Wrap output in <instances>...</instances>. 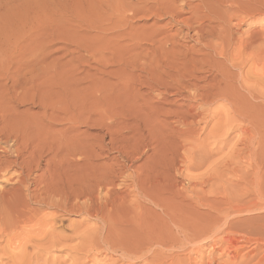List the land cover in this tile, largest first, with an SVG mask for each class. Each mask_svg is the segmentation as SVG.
<instances>
[{
    "label": "bare ground",
    "instance_id": "obj_1",
    "mask_svg": "<svg viewBox=\"0 0 264 264\" xmlns=\"http://www.w3.org/2000/svg\"><path fill=\"white\" fill-rule=\"evenodd\" d=\"M216 1L143 0V7L138 2L140 8L131 3L135 9L127 6L130 2L126 1L127 5L117 6L116 15H113L115 20L113 18L114 22L111 21L114 30L118 31L115 37L103 36L106 38L103 41L75 43L86 50L87 59L84 62L88 63L94 58L93 61L99 66L107 69L112 67L109 71L104 70L113 76L115 82L94 83L88 101L81 97L82 105H64L66 98L64 104H60V100L57 102L45 95L46 90L40 91L39 104L43 107L46 122L59 119L78 124L85 119L107 130L103 135L93 136L91 142L84 141L85 138L80 135L78 138L77 129V133L70 136L66 134L69 132L67 128L63 132L65 134L55 136L45 131V122L18 123L10 115L9 106L10 101L18 98V94L14 91L13 96L6 97L0 86V142H10L8 151L11 152L3 151L4 154L0 155V179L11 181L12 184L0 190V264H67L69 259L71 263L68 264H87L89 261L90 264H264V215H258L264 212V164L259 156L264 152V106L260 109L256 104L259 101L256 100L255 91L248 89L251 85L245 83L244 86L240 81L243 73L241 65L243 62L246 65L245 57L238 62L236 59L240 56L235 57L236 50L233 53L235 60L233 54L230 55V49L236 46L233 41L235 28L230 21L241 15L242 21L233 24L239 28L243 16L246 17L243 15L244 7H239L236 1L235 4L230 1L221 8ZM218 1L225 3L229 0ZM140 11L143 15L146 14L144 11L153 12L156 16L167 14L168 21L178 23L186 30L184 34L195 37L198 44L201 40L203 43L198 45L199 49L190 46L183 52L175 49L178 42L167 38L168 32L163 34L167 38L163 40L162 36L158 38L157 29L150 33H144L142 29V33L133 32L140 28L128 30V26H133L131 18ZM249 13L251 15L252 11L249 10ZM182 34L179 32L183 37ZM249 36L252 37V34ZM27 39L30 48L26 53L31 58L28 63L39 55H46L44 48L47 45L38 46L37 36ZM257 39H260L259 36ZM42 40L44 43L47 41ZM146 42L150 43V49H147L150 51H144L145 54L141 50L137 51ZM243 42L237 44L240 51H243ZM169 43L172 44L171 48L168 47ZM259 44L256 46L260 47V51ZM181 45L179 47L183 49ZM252 51H258V48ZM229 55L233 62L228 58ZM143 56H153L147 63L148 69L144 67L146 59ZM1 63L12 88L17 90V73L27 62L21 65L20 58L10 57ZM262 66L256 67L262 70ZM203 68L208 75H199ZM260 72L253 78V72L250 71V78L261 82L262 86L264 70ZM250 73H247L248 78ZM61 80L58 79L59 82ZM243 86L248 87L247 95L243 92ZM109 88L113 91L109 92ZM155 90H161V93L152 96L151 92ZM170 91L174 97L170 103L168 101L170 107H162L163 103L160 107L161 98L158 96L161 94L164 97ZM259 94L263 95V92ZM178 97H183L184 102L177 103ZM261 102L264 104V101ZM218 103L222 106L219 107ZM214 105H218V108L212 110L216 107ZM85 112L87 116H84ZM125 115L136 121L130 127L136 125L137 131L130 136L119 133V130L128 129L125 122L119 120L113 125L109 124L111 119ZM167 118L171 120H165ZM214 118L215 122L209 126ZM208 126L206 135L201 138V131L204 132ZM69 128L72 130L75 126L70 125ZM234 131L239 132L232 142L237 151L235 156L229 155L239 160H243L245 155L249 170L239 173L231 164L232 161L227 162V165L222 162V166L225 164V168L236 175L234 181L239 193L231 194L228 190L214 187L213 175H191L194 173L192 170L215 162V157L222 150L228 152L224 148L231 143L229 137ZM105 135L110 137L106 143ZM209 139H213L212 143ZM109 150H113L115 155L108 158L109 161H101L103 155L108 157ZM147 151L151 153L145 161L151 164L143 162L135 167L133 163ZM12 168L15 169L10 173ZM125 169L131 172L125 175ZM189 172L192 174L189 175ZM45 210L54 211L43 214ZM75 214L83 216V219L76 221V224L69 223L70 220L65 226L59 223L60 215ZM85 219H93L95 225L83 227ZM242 224L243 236H237L242 229L239 225ZM251 226H256L260 237L247 235L246 230ZM74 240H77L76 244L68 245ZM247 243H253L252 249L241 254ZM61 248L68 251L62 258L54 255L53 251H63ZM88 254H91L90 259H87ZM99 254L105 258L109 255L108 260L97 262Z\"/></svg>",
    "mask_w": 264,
    "mask_h": 264
},
{
    "label": "rangeland",
    "instance_id": "obj_2",
    "mask_svg": "<svg viewBox=\"0 0 264 264\" xmlns=\"http://www.w3.org/2000/svg\"><path fill=\"white\" fill-rule=\"evenodd\" d=\"M124 1L125 0H0V59L2 60V61L1 60L0 61L1 62L7 61V58L10 59V57H11V58H17V59L20 58L21 59V65L24 64L25 62H27L20 67V70H19L20 72L17 73L18 74L17 90H14L15 88H12L11 82L9 81V76H8L7 72H6V74H4L5 70H3V66H2L3 64L0 62L1 63V66H0V77H1L0 78V84H1L0 86H1V89L4 91L6 97H9V95L13 96L15 94V92L18 94V98L15 101L13 100V101L9 102L10 115L13 116L12 118H15L14 120H16L18 123L22 122L23 124L26 122L27 123H29V122L34 123L35 121L36 122L41 121V123H39V124H44V122H45L44 126L47 129V130L45 129V131L46 132L48 131V132H50L51 135H55V136H59L61 133L65 134L63 132L66 131V128H67V131L70 132V133L67 132L66 134H68V136H70L71 134L72 135L76 134L77 131H75V130L77 129L78 130V133H77L78 138H80V136H82L83 138H85L83 140L84 141L86 140L87 142L93 141V136L100 135V134L103 135L104 133L107 132L106 129H102L101 126L97 125L98 123H95V124L90 123V122L88 123L87 120L85 121V119H83V122L80 121L78 124L77 123H74V124L70 123L68 120H59V119H57L55 121H51V122H48V121L46 122L44 120L43 113H42L43 107L41 106V104H39V100H41V98H40L41 96L39 95V93H40V91L42 93V90H44V91L46 90L45 95H49V97L51 96L50 97L51 100H57V102L61 101L60 104H64L63 101L66 98L64 105L68 104L70 106L72 104V106H74L78 103L82 105V103H81V102H83L82 98H83V100L88 101V99L90 98V95H88V94L93 93L92 88L95 85L94 83H96V84L98 83V85H99L100 83L102 84V81L104 83H105V81L106 82H115V79L113 78V76L106 72V71H109L112 67H109L108 69L101 67V66H99V64H97L96 61H93V60H95L94 58H91V60L88 63L84 62L87 59V55L85 52L86 50L83 46H79L78 44H75V43L82 42V44L83 43L87 44L91 41H96V42H98L99 40L103 41L104 39H106V38H102L103 36L107 37V38H110V37L113 38V36L115 37L117 35L118 31H117V29L114 30L115 27L111 24H113L112 22H114L113 18L115 20V16H113V15H116L115 11H117V9H118L117 6H119V7L121 5L124 6L130 2L127 6H132V8H134L136 5H138V2H140V3L143 2V0H139V1L136 0V2H137V4H136L134 0H130V1L126 0L127 3H126V1L125 2ZM131 1H133L134 3ZM211 1L212 2L214 1V3H215V0H211ZM217 1H216V4H217V6L219 5V7H221V6L223 7V5L230 3V1H232V2L234 1L233 4H235V1H236V4L239 7H242V6L244 7V9H243L244 11L242 9L241 10L245 13V14L243 13V15H245L246 17H244L242 15L243 16V22H241L242 25L239 26L240 29L237 28L235 25L239 22V20H241V15L237 16V18L236 17L232 18L233 20L231 19V21H230L232 27L235 28V29L233 28L234 29L233 41L235 43L234 45H236L235 49L234 48L230 49V55H232L233 53L235 54V50H236V54H235L236 56L233 54L232 58H234V60H235V57L237 58V55L240 56L236 59V61H238V62L240 61L239 59H243V56L245 57L244 60H246V65H244V62L241 65L242 69H243V73L241 71L242 74L240 75V77H241L240 81L242 82V84L244 86H246L245 83L248 86L249 85H251V86H250V88L243 86V92L247 95L248 89H249V91L252 90V92L255 91L256 94H254V95L257 96L256 100L259 102L256 103V101H254V100L253 101L259 105L260 109H262V107L264 106V104H262V102H261V101H264V86H263L264 84L262 82L263 85L261 86V82H259L260 83L259 84L256 82V79L254 80L253 78H255L254 77L255 74H256L255 76L259 75V74H257L259 71H261L260 72V74H261L264 70V69L258 70V67L260 65L262 66L263 65L262 63L264 62V60H263L264 59V49L262 48V46L264 47V40H263V38H264V10H261V8L262 9L264 8V0H238L240 2L241 6L239 5V2L237 0H229L225 3L223 2L224 4L220 3V1H218V2ZM131 3L133 5L135 4V6L133 7V5ZM119 4H121V5H119ZM216 4H214V5L216 6ZM139 5L141 7L144 6L143 3H141ZM139 5L137 7L140 8ZM259 6L261 7L260 8L261 11L259 10ZM255 9H258L259 11L258 10L254 11ZM249 10H250V12L252 11V13H251L252 16L248 15V14H250ZM144 12H146V14L144 13V15H143V13L140 11L137 13V15H134L132 17L133 19L131 18V20L133 22V23L132 22L131 23L133 26L132 27L128 26V30L133 31L135 28H140V29H138L139 31L136 29L137 31L134 30L133 32H140L142 29V31H144V33H148V32L150 33V32H153L152 30L157 29L158 32H156V33L158 34V38H160L161 36H162L163 40L167 39V38H171L172 41L179 43V44L177 43L178 47H177V44L174 43L176 45L175 49L176 50H182L183 52H185V49L187 51V47L189 48L190 46H195L197 49H199L198 47H200V46H198V45L203 43V40H201L200 41L201 43L198 44V40L197 41L194 40L195 37L191 38V36L184 34V32L186 30H184L183 27H182L183 28L182 29L178 23L173 24L171 20L168 21L169 16H167V14H164L162 16H159V15L156 16V14H153V12H148V11H144ZM127 13H129V12H127ZM150 13H152V14H150ZM253 13L254 14L256 13V14L254 15ZM247 15H248V17H247ZM181 17H183V16H181ZM134 20H135V22H134ZM109 23H110L111 28H113L112 30L109 27ZM106 24H108V25H106ZM233 24H235V25L233 26ZM89 25H91V26H89ZM96 26H99V27H96ZM100 26H103V27H100ZM164 27H166V28H164ZM175 27L177 28V30H175ZM178 27L181 28V30ZM129 28H131V29H129ZM99 29H102V30H99ZM171 29H173V30H171ZM107 30H109V31H107ZM145 30H147V32ZM160 30L163 32L160 33ZM100 31H104V32H100ZM105 31H107V32H105ZM173 31L175 32L174 34H172L174 37L172 35H170ZM98 32H100V33H98ZM167 32H168V34H166L167 38H166V36L163 37V34H165ZM179 32H180V34H182V32H183V34H182L183 37L179 35ZM101 33H103V34H101ZM140 33H142V32H140ZM241 33H243L242 34L243 37L241 36ZM191 34H192V32H191ZM251 34H252V37L249 36ZM95 35H97V36H95ZM253 35L254 36L258 35L260 38L259 39L260 41L257 39L258 36L253 37ZM29 36H31V37L37 36L36 41L39 44L38 46H41V47H43L44 45L48 46V47L46 46L44 48L45 49L44 53H46V55L45 54L39 55L40 57L38 56V58H36L37 60L35 59L31 63H28V59H31V58L28 57L29 53L28 54L26 53L27 50H29V48H30L29 44H28L30 41H29V39H27V37H29ZM47 36H49V37H47ZM77 36H78V38H75ZM180 37H181V39H180ZM184 37L187 39H185V40L182 39ZM250 37L252 39H250ZM42 38L47 39L46 43H44ZM177 38H179V39H177ZM240 38L243 40H240ZM246 38H248V39H246ZM254 38H255V40L257 39L256 40L257 42L254 40ZM236 39H238L236 41L237 43L235 42ZM245 39H246L247 44L249 43L248 45L245 44L246 43ZM23 40H25V41H23ZM239 40L244 41L243 42L244 43L243 44V51H245V53L243 51H240L239 47H237L238 42H240ZM249 40H251V41H249ZM84 41H86V42H84ZM37 42H35V44H37ZM193 42H195V43H193ZM252 42L254 43L255 46L259 44L258 42H261V44H259L261 46L260 51H259L260 47L259 46L255 47ZM41 44H43V46ZM180 44H182L181 46L183 47V49H180L181 48V47H179ZM144 45H145V47H143ZM149 45H150L149 42L143 43V45L139 48V50H137L138 48H136V50L137 51L141 50L142 54H143L144 51L146 52L147 49H150ZM234 45H233V47H234ZM249 45H250L251 49H249ZM252 45L254 46L255 49L252 48L253 47ZM171 46H172V44L169 43L168 47L171 48ZM246 47H247V50H245ZM257 48H258V51H252V50H256ZM237 49H238V51H237ZM38 50L40 51L42 49H38ZM136 50H133V52L138 53ZM148 51H150V50H148ZM201 52H204V51H201ZM238 52H240L243 55L242 56L239 55L240 53L238 54ZM260 53H262L263 55H260ZM255 54H257V55H255ZM230 55L228 56L229 59L231 58ZM45 56H46V58H45ZM143 57H145V59H146V60H144V58H142L144 60V62H146L145 63L146 65H144V67L149 68V64H147V63L150 62L149 58L151 57V59H152L153 56H143ZM199 57H201V56H199ZM246 57H249V59ZM257 57H258V59H257ZM83 58H85V59H83ZM253 59H255V60H253ZM230 61L233 62V59H230ZM252 61H253V63H252ZM254 61L255 62L257 61L256 63H258V64H256ZM43 64L47 65L48 67L46 66L47 67L46 68L45 65H43ZM248 64H250V65H248ZM255 65L258 67H256ZM248 66H249L250 70H249ZM251 66H252V68H251ZM263 66H262V68H263ZM1 67H2V70L4 72L1 71ZM139 67H141V65H139ZM63 69H64V71H63ZM256 69L258 70V72L255 71ZM203 70H204V68L202 69V72L199 75L200 76L203 74L205 76L208 75V73H206L205 70L204 71ZM232 70L236 71L234 69H232ZM250 71L253 72V76H252V73H250ZM246 72L250 73L249 78H248V76H247L248 74ZM1 73L3 74V76ZM49 75H51V76H49ZM54 76L56 78H54ZM59 76H61V77H59ZM251 76L253 78H250ZM60 78L65 80L67 82V84L65 85L66 82L61 80ZM244 78H248V79H244ZM6 79H8V80H6ZM58 79L61 80L60 82H62V81L64 82V83L62 82L64 84V86H62L63 84L60 83L58 81ZM48 80H50V81H48ZM243 80L246 82H244ZM8 81H9V83H8ZM54 82H55V85H53ZM69 83H70V85H69ZM40 84H41V86H40ZM49 84L51 85V87H48V86H50ZM58 84L59 85L61 84V85L59 86ZM252 84H255V85H252ZM257 84H258V87H260V88L257 87ZM3 85H4V87H3ZM56 85H58V88L56 87ZM77 87H78V89H77ZM251 87H254L255 89H252ZM256 87H257V89H256ZM50 88H52V89H50ZM66 88H67V90H66ZM53 89L56 91H54ZM61 89H63L64 92ZM113 89H115V88L113 87ZM113 89L109 88V92H112ZM258 89H259V91H258ZM262 89H263V91H261ZM57 90H59V91H57ZM66 91H67V94H66ZM246 91H247V93H246ZM51 92H52V94H51ZM74 92L75 93L78 92L79 94L78 93L75 94ZM86 92H87V94H86ZM159 92L161 93V90ZM159 92H157L155 90V91H152L151 94H152V96H154L155 93H156L155 95H157V93H159ZM259 92H263V95H260L261 93L259 94ZM54 93L56 94L57 98H56ZM63 93L65 96L63 95ZM167 93H168V94H166L167 96L165 95L164 97H162L161 94L158 96L161 98L160 99L161 103L159 104L160 107H161L162 103H163L162 107H165V108L170 107L169 103L172 101V99L174 97H172L173 95H171V93H172L171 91H170V93L169 92H167ZM42 95H44V94H42ZM60 96L62 98H60ZM166 97H167V99H166L167 101L165 100ZM261 98H263V100L260 101ZM43 99H44V97H43ZM80 99H81V101H80ZM58 100H60V101H58ZM178 100L180 102H178ZM66 101H67V103H66ZM69 101H70V103H68ZM168 101H169V103H168ZM182 102H184V98L178 97L177 103H182ZM187 102H188V100H187ZM218 105H219V103H218ZM218 105H214V106H216L215 108L212 106L213 107L212 110L218 108ZM220 106H222V104L219 105V107ZM70 110H73V108H71ZM75 110H73V111H75ZM84 116H87V112H85ZM119 120L122 122H125L127 124V127H128V129L126 128V129L119 130V133H121V134L124 133L123 135H127V136H130V135H133L136 133V131H137L136 125H134V127H132V128L130 127V125L132 126L133 124H135L136 121L134 119H132L131 116H129V115H125L122 117L118 116V118L117 117L113 118L109 121V124L112 123L111 125H113V124H115V122H120ZM165 120L170 121L171 118H167ZM215 120H216V118H214L210 122L209 126L211 124H213L215 122ZM70 125L75 126V128H73L71 130V128H69ZM209 126L207 127V129L204 132L201 131V135H200L201 138L206 135V133H207L206 131L209 129ZM202 127L203 126H201V128ZM199 128H200V126H199ZM134 129H135V131H134ZM79 133H81V134H79ZM237 133L239 134L238 131L237 132L234 131L230 135L229 141L231 143L228 144L229 146H230V144L232 145L233 144L232 142L235 141V139L239 136ZM91 135H92V137H91ZM109 138H110L109 135H105L104 136V142L106 143L107 140H109ZM209 140L211 142L210 141H208V142L212 143L213 139H209ZM9 143L10 142H0V155L4 154L3 151L9 150V147H8ZM229 146H226L224 148V149L227 148L228 152L225 151V153H224V150H222V152H220L217 155L218 158L217 157H215L216 159L214 158L215 162L212 163L214 166L212 164H210V166L206 165L204 167H201V169L200 168L195 169L196 173L194 170H192L194 172L193 175H191L192 172H189L188 174L191 175L192 177H198V176L200 177L201 174L202 175H209V174L213 175V179H215V180H213L212 182H213V185L215 188H218L220 190H228L231 194L239 193V191H238L239 189L235 185V181H234V179H236L235 178L236 175H233L231 170L225 168V166L227 165V162L232 161L231 164L234 165V168L237 169L239 171V173L242 171L244 173L245 169H246V171L249 170V166L247 165L248 161H247L245 155H243V160H242V158L240 159L241 161L237 157L230 156L229 154L235 156L237 150L233 148V147H235V145L230 146V149H229ZM232 150H234V151H232ZM109 151L110 152L108 154V157L103 155V158L101 161H109L108 158L113 157L112 155H115V152L113 150H109ZM8 153L10 154L11 152L8 151ZM149 153H151V152L150 151L145 152V154H143V156L140 157V159L138 161L134 162L135 164L133 163V165H135V167H136V165H138V166H139V164L142 165L143 162H145V164L148 165V163H150V162H146L147 161L146 156H148ZM144 155H145V157H144ZM221 156H223V157H221ZM259 156L262 158V162L264 164V152H262ZM219 157L221 159H219ZM104 158H106V159H104ZM145 159H146V161H145ZM225 159H227L228 161H225ZM216 160H218V161H216ZM233 160H234V162H233ZM222 162H225L226 165L224 164L222 166V164H223ZM42 164H44V161H42ZM231 164H230V167H232ZM212 167H215V168H212ZM133 168H134V166H132V169ZM219 168H220L221 172H219ZM14 169L15 168H12V170H10V173H12L14 171ZM125 171H126L125 172V175H126V174H128V171H130V169H125ZM204 171H206V172H204ZM216 171H217V173H216ZM223 171H225L227 173L224 172L225 173L224 174ZM246 171H245V173H246ZM221 173H222V176H221ZM218 174L221 176V178H219L220 176ZM237 174H238V172H237ZM217 176H219L218 177L219 180L217 179ZM230 179H231V181H230ZM5 180L6 179H4V180L0 179V190H2L4 188L5 189L9 188L12 185L10 183L11 181L8 182L6 180V182H5ZM182 180L186 182V180L184 178ZM120 182L121 181H119V184H120ZM181 183H183V182H181ZM48 211H49V213H53L52 211H54V210H52V211L51 210H45L44 213L43 212L42 213L43 214H45V213L49 214ZM258 215L263 216L264 212H260V213H258ZM58 219L61 221L59 223L60 224L62 223V225L65 226V224L68 225L67 222H69L70 220L71 221L69 223L76 224V221L78 222V221L82 220L83 216L80 217L77 214H75V215H60L58 217ZM262 221L264 223V218ZM83 223L85 225L82 224V226L86 227V228L87 227H93L95 225V221L93 219H85L83 221ZM239 227L240 228L242 227V229L240 230V233L237 234V236H243V232H242L243 224H242V226L239 225ZM240 228H238V230ZM246 233L249 237L250 236L251 237H258V236L260 237V235H261V234L258 235L259 230L256 228V226H251L249 229L246 230ZM76 243H77V240H74L72 243L68 242V245H74ZM241 243L243 244V242H241ZM252 247H253V243H247L246 248H244V249L242 248L241 254H243V251L245 252L248 249H252ZM262 248L264 249V246ZM61 249L63 251H60V252L53 250L55 253L54 255L60 256V258L65 257L66 254L68 253V251H66V249H63V248H61ZM63 255H65V256H63ZM90 256H91V254H88L87 259H90L91 258ZM107 256L109 257V255H107ZM108 257L105 258L104 255L99 254L97 257L98 258L97 262L102 263ZM224 258H226V257H224ZM2 261H4V260H2ZM70 261H71L70 259L67 260L66 261L67 264L71 263ZM90 263H91L90 261L87 262V264H90Z\"/></svg>",
    "mask_w": 264,
    "mask_h": 264
}]
</instances>
